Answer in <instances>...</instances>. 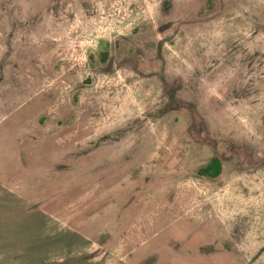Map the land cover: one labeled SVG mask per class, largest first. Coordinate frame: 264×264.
I'll use <instances>...</instances> for the list:
<instances>
[{"label": "rangeland", "instance_id": "obj_1", "mask_svg": "<svg viewBox=\"0 0 264 264\" xmlns=\"http://www.w3.org/2000/svg\"><path fill=\"white\" fill-rule=\"evenodd\" d=\"M0 264H264V0H0Z\"/></svg>", "mask_w": 264, "mask_h": 264}, {"label": "trees", "instance_id": "obj_2", "mask_svg": "<svg viewBox=\"0 0 264 264\" xmlns=\"http://www.w3.org/2000/svg\"><path fill=\"white\" fill-rule=\"evenodd\" d=\"M199 173L206 177L217 178L221 173V162L213 159L208 165L202 168Z\"/></svg>", "mask_w": 264, "mask_h": 264}]
</instances>
